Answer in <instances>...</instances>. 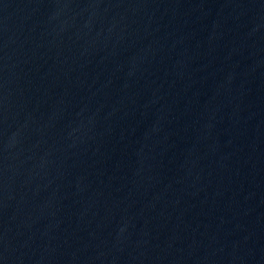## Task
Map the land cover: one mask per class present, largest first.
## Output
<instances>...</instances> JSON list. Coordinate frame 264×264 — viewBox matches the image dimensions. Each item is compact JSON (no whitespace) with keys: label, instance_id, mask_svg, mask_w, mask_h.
<instances>
[{"label":"water","instance_id":"95a60500","mask_svg":"<svg viewBox=\"0 0 264 264\" xmlns=\"http://www.w3.org/2000/svg\"><path fill=\"white\" fill-rule=\"evenodd\" d=\"M0 264H264V0H0Z\"/></svg>","mask_w":264,"mask_h":264}]
</instances>
